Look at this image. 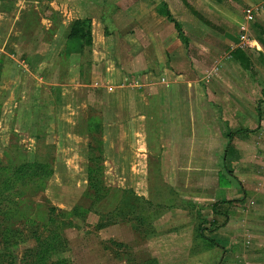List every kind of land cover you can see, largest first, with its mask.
I'll list each match as a JSON object with an SVG mask.
<instances>
[{
  "label": "crops",
  "instance_id": "0c3cea01",
  "mask_svg": "<svg viewBox=\"0 0 264 264\" xmlns=\"http://www.w3.org/2000/svg\"><path fill=\"white\" fill-rule=\"evenodd\" d=\"M188 8L200 17L188 0H0V21L8 23L0 32L7 34L12 22L10 29L19 36L15 48L44 45L55 51L47 74L28 73L34 94L47 89L48 99L57 96L58 122L78 147L63 163L78 170L86 161L85 173L78 175L84 177L85 191L95 164L107 185V138L115 132L118 164L113 171L123 179L118 190L133 192L151 203L149 211H159L143 225L146 258L136 263L264 264V189H253L258 176L253 167L246 169L241 156L247 149L241 138L251 130L236 127L235 92L194 89L191 67L204 64L199 53L208 46V27ZM160 10H168L180 24L186 43ZM75 20L88 22L89 43L69 36ZM62 58L69 59L65 70ZM25 59L16 62L27 71ZM13 63L8 54L0 60L1 94L29 92L27 82L17 88L9 77ZM216 106L225 107L227 116ZM55 169L52 165L49 179ZM151 177L163 178L162 187L149 186ZM257 185H264V177ZM164 192L175 199L165 203ZM125 220L117 218L105 228L113 230Z\"/></svg>",
  "mask_w": 264,
  "mask_h": 264
},
{
  "label": "rangeland",
  "instance_id": "374dc122",
  "mask_svg": "<svg viewBox=\"0 0 264 264\" xmlns=\"http://www.w3.org/2000/svg\"><path fill=\"white\" fill-rule=\"evenodd\" d=\"M258 2L245 5L238 0H221L220 4L212 0H188L191 9L196 10L200 17L194 16L188 8L189 14L202 19L208 27L204 32V41L208 46L203 53H199L204 64L191 67L196 78L194 89L199 92L236 93V127L251 130L244 132L246 136L241 138L244 148H247L241 156L245 159L242 163L246 169L253 167L258 176L254 190L264 189V185H257L264 177V3L258 8ZM28 6L34 7L35 2H29ZM248 12L254 15L253 20L246 18ZM0 22L2 29L8 25L3 20ZM16 22L14 28L18 29L19 21ZM12 25L11 22L7 27V34L5 30L0 32L2 48V41L8 35V42L0 51V60L3 61L7 54L13 58L14 65L11 64L10 68L14 72L13 75L9 72V77L13 76V84L17 88H21L22 82H27L29 92H0V264H131L132 261L145 260L144 243L140 237L142 226L133 212L130 217L124 218L125 221L112 226L113 230L105 228L108 220L106 212L111 211L110 214L114 215V206L122 196H126L117 190L123 179L114 175L116 171H113L118 164L114 152L115 132L110 131L107 138L109 153H106L104 162L106 192L93 206L99 213L94 209L88 212L84 209L89 204L84 177L78 176L85 173L86 161L79 162L78 170L63 163V158L78 147L69 140L70 137H65L62 122H58L61 112L57 96L52 94L48 99L47 89L38 95L33 90L34 78L30 73L47 74L55 51L44 45L30 48L17 45L16 49L12 43L19 36L10 29ZM241 26L247 28L246 33ZM258 38L261 40L258 41ZM24 56L27 71L16 62ZM40 58L45 65H38ZM67 59L62 58L64 70L69 62ZM2 86L5 88L6 85L3 83ZM189 86L192 88L191 82ZM6 90L9 91L8 87ZM36 101L39 105L32 107ZM110 104L116 102L110 99ZM215 110L227 116L225 107L216 106ZM34 159L45 164L38 169L43 176L48 175V166H55L53 177L15 181L12 178L15 168L25 160ZM21 172L22 169L18 174ZM161 181L163 178L155 177L153 181L151 177L149 186L154 183L159 187L163 185ZM168 197L175 199L164 192L162 201L168 203ZM140 200L137 206H142ZM76 206L80 208H74ZM136 211L139 214L143 212L139 208ZM114 219L112 217L109 221Z\"/></svg>",
  "mask_w": 264,
  "mask_h": 264
},
{
  "label": "trees",
  "instance_id": "16d2710c",
  "mask_svg": "<svg viewBox=\"0 0 264 264\" xmlns=\"http://www.w3.org/2000/svg\"><path fill=\"white\" fill-rule=\"evenodd\" d=\"M160 12L164 13V15L167 17V19L169 21H171L174 25V28L177 30L178 32V36L180 38V40L183 43H186V39L184 37L183 31L180 27V24L174 20V18L171 16V14L168 12V10H160ZM88 22L85 20H75L70 24V32H69V36L71 37H78V38H83L85 39L86 43H89L90 39H89V31H88ZM260 113V111L258 110V114ZM231 138V136H230ZM96 161V160H95ZM40 161H37V159L34 160H25L22 163H20V165L18 167L15 168V171L12 173V178L15 181H37L43 178H49V176L52 173V165L48 166V175L43 176V174L41 172L38 171L39 168H43V166L45 164L41 163ZM22 169L21 174L19 175L18 172H20ZM26 169V170H24ZM29 169H32L31 171H28V173H23V171H27ZM100 170L99 167L97 166V164L94 165V167L89 169V178H88V189L85 191V195L87 196L86 198L89 201V204L86 208H84L86 211H93V206L96 204V202L98 200H100L101 198H103L105 192H106V187L102 182V179L100 177ZM118 190V189H117ZM120 191V190H118ZM122 193H124V195H126L125 197L122 196V198H120L119 202L116 203V205L114 206L113 210L114 211V215H111V211H107L106 212V216L108 217L107 221V225H109L111 223V221H109L112 217H113V221H117V218H128L130 217V213L133 212L134 216L139 220V224L140 226H142L141 232L144 231V226L146 225V223H148L150 221V219L152 217L155 216V212L159 213L158 210L154 211L152 210H148V206L149 204H151L149 201H145L144 199L140 200V197L136 196L135 194H133V192L129 191H121ZM126 200H128V202L126 203ZM140 200L142 202V206H137V201ZM123 203V205L121 206V204ZM74 208H80L79 206L74 207ZM141 209L143 210V212L141 214H139V212L136 211V209ZM126 210V211H124ZM94 212H98L97 210L94 209ZM104 215V214H103ZM112 221V222H113ZM144 225V226H143ZM142 236V235H141ZM151 262V261H150ZM131 264H140V263H136L134 261H132ZM148 264V263H147Z\"/></svg>",
  "mask_w": 264,
  "mask_h": 264
},
{
  "label": "built area",
  "instance_id": "2783aa9c",
  "mask_svg": "<svg viewBox=\"0 0 264 264\" xmlns=\"http://www.w3.org/2000/svg\"><path fill=\"white\" fill-rule=\"evenodd\" d=\"M249 14L246 16V18L248 19V21L253 20V14H251V12H248ZM241 29L244 33L247 32V28H245V26H241ZM242 39H245V35H242Z\"/></svg>",
  "mask_w": 264,
  "mask_h": 264
}]
</instances>
